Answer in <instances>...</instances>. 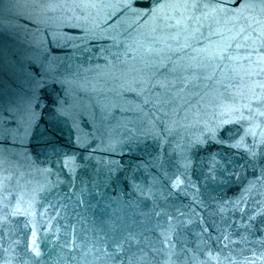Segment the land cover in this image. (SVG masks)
Here are the masks:
<instances>
[{"label": "water", "instance_id": "95a60500", "mask_svg": "<svg viewBox=\"0 0 264 264\" xmlns=\"http://www.w3.org/2000/svg\"><path fill=\"white\" fill-rule=\"evenodd\" d=\"M121 2L0 0V264H264V0Z\"/></svg>", "mask_w": 264, "mask_h": 264}, {"label": "snow or ice", "instance_id": "6c2138e0", "mask_svg": "<svg viewBox=\"0 0 264 264\" xmlns=\"http://www.w3.org/2000/svg\"><path fill=\"white\" fill-rule=\"evenodd\" d=\"M135 2L136 0H122L120 7L129 11L132 15L137 16V17L151 14L154 18L160 17V14L163 12V10L167 8H177V7L188 8L189 7L188 0H185V2L181 4H169V3L164 2V0H157V2L152 4L150 8L139 10L135 7ZM234 2L238 4V8L236 9L237 11H243L244 9L251 6L246 2H242V0H234ZM191 7L200 8V7H209V5L207 4L202 5L198 3L197 0H191ZM212 7H213V10H215L217 7H219V5L212 6ZM44 107H47V106L45 105ZM36 108H41L40 100L38 97L35 99L34 105L32 103V100L31 99L29 100V110L27 112L28 123L31 126L34 120L43 121L45 127L41 135L45 138V143L50 144L53 147V149H55L56 139H57L58 130H59V122H60L61 116L63 115V106L58 105L57 107H54L50 111H48L46 120L44 119L45 114H44L43 108H41V115L39 117H37V113L35 111ZM36 126L39 127V123H37ZM248 134L255 136V131L251 130L250 128L249 131L245 132V135H248ZM221 143H227V141H221ZM230 146L231 147H243L244 145L241 141L237 140L233 142ZM249 154L255 155L254 153L251 152V150H249ZM67 166L68 165L65 164V167ZM180 183L181 181L179 180V178H177V180L174 181V186H178Z\"/></svg>", "mask_w": 264, "mask_h": 264}]
</instances>
